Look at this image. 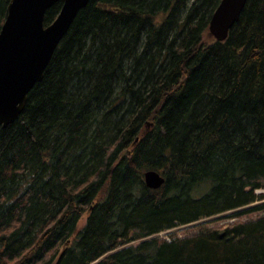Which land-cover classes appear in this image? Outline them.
<instances>
[{"label": "trees", "instance_id": "trees-1", "mask_svg": "<svg viewBox=\"0 0 264 264\" xmlns=\"http://www.w3.org/2000/svg\"><path fill=\"white\" fill-rule=\"evenodd\" d=\"M220 1L78 12L0 127V264H264V0L224 41L209 33ZM228 211L260 215L185 230Z\"/></svg>", "mask_w": 264, "mask_h": 264}, {"label": "water", "instance_id": "water-1", "mask_svg": "<svg viewBox=\"0 0 264 264\" xmlns=\"http://www.w3.org/2000/svg\"><path fill=\"white\" fill-rule=\"evenodd\" d=\"M62 7L49 25L45 15L53 5ZM91 0H11L0 31V127L22 114L31 89L43 79L50 60L78 12ZM248 0H221L214 11L209 33L227 39ZM148 187L158 189L165 177L157 170L144 173Z\"/></svg>", "mask_w": 264, "mask_h": 264}, {"label": "rangeland", "instance_id": "rangeland-1", "mask_svg": "<svg viewBox=\"0 0 264 264\" xmlns=\"http://www.w3.org/2000/svg\"><path fill=\"white\" fill-rule=\"evenodd\" d=\"M205 39L209 40L210 37L206 34ZM262 193H264V191ZM231 212L232 211H228L225 213L218 214L216 216L204 218L201 221H199V223H201V226L190 225L189 227H186L187 229L185 230H187V233H193V232H196L198 229L211 228V227H222L226 225H231L237 222H243L248 219L256 218L257 216L260 215L258 213H255V214L253 213L250 215L244 214V215L230 216ZM86 219H87V215L85 214L81 217L79 221V227H81L86 222ZM183 228H180V229H183ZM180 229L178 230L175 229L173 232L179 235H183L182 234L183 232H181ZM167 233H168L167 231L166 232L164 231L161 233V236H168Z\"/></svg>", "mask_w": 264, "mask_h": 264}, {"label": "bare ground", "instance_id": "bare-ground-1", "mask_svg": "<svg viewBox=\"0 0 264 264\" xmlns=\"http://www.w3.org/2000/svg\"><path fill=\"white\" fill-rule=\"evenodd\" d=\"M264 191V189H258L256 192L257 193H262Z\"/></svg>", "mask_w": 264, "mask_h": 264}]
</instances>
